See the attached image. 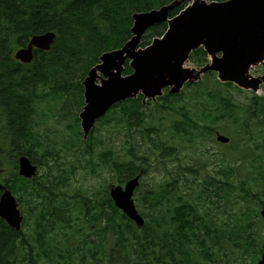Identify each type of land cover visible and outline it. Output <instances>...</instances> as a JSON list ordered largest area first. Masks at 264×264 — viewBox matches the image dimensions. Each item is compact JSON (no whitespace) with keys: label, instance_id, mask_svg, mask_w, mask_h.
Returning a JSON list of instances; mask_svg holds the SVG:
<instances>
[{"label":"trees","instance_id":"trees-1","mask_svg":"<svg viewBox=\"0 0 264 264\" xmlns=\"http://www.w3.org/2000/svg\"><path fill=\"white\" fill-rule=\"evenodd\" d=\"M172 1L174 0H0V165H4L9 158L13 166V172L4 179L5 184L17 197L19 205L35 219L32 239L35 245L38 241L40 245L43 244L44 230L57 226L62 228L59 232L60 238L66 239L56 250H52L54 237L47 248L43 246L41 252L40 250L37 252L32 246L27 251L19 239L22 233H15L0 220V264L17 262L26 264V261L28 264H38L37 259L40 256L49 264H86L85 249L80 250L77 246L81 240L77 241L75 235L66 233L71 226L72 211L68 207L72 202L64 201L55 205H52V202L66 195L68 182L79 168L85 171L94 169L93 147L97 139L93 136V130L88 140H82L77 118L74 123L65 118L69 122L67 126L69 130L53 131L60 133L57 137L58 142L39 134L36 127L40 124V119L47 116L39 105L48 98L61 103L66 102L70 99L68 94L75 91L79 92V103H82L80 82L98 63L103 53L120 49L130 38L132 15L157 9ZM183 6L171 11V16ZM164 29L165 25L148 29L142 38L141 46H147L150 40L160 36ZM45 32H54L57 35L49 52L35 51L34 60L28 65L14 60V52L25 47L32 35ZM47 88L49 92L45 91ZM141 100L139 96L135 100L115 105L99 122L101 127L99 132L107 134L108 139L117 138L124 132L129 140H134L132 129L142 126L146 119ZM160 108L183 116V120L172 124L178 140L184 139L192 143L198 138L196 136L201 137L204 132L209 133L210 129L189 116L184 107ZM59 115L60 113L55 117L62 120L64 117ZM150 130L156 129L151 127ZM164 138L166 139V135ZM147 139L152 148L160 152L161 157L173 158L175 152H180V149L176 150L174 144L173 148L166 143L167 140H161L159 137L152 140L150 135H147ZM81 148L83 150L80 159L77 158L74 163H70L68 154H76ZM140 152L136 151L131 143L127 153L135 159L134 162H119L112 157L110 150L102 152L96 160L100 163L98 167L106 168L108 173L118 174L117 183L124 184L140 171L148 172L150 164L147 163L146 156H138ZM18 156H26L37 165L47 167L49 169L47 175L42 180L21 179L15 172ZM86 156H89V159L82 164V158ZM183 171L188 176H194L199 172L193 165L184 167ZM262 173L264 172L259 169H250V183L237 180V186H240L242 193L241 200L245 202L244 209L234 207L230 221L218 223L209 218L208 210L201 209L204 201L214 195L210 188L216 181L212 180L203 188H188L185 194L183 192L185 185L182 186L178 179L179 176L182 178L185 175L174 170V173L169 175L168 182L159 185L156 190L147 192L146 196L141 195L137 201V204L147 206L151 211L150 221L143 228V231H147L144 234L145 244H148V248L158 247L162 251L163 259H171V262L177 254L178 259L174 261L180 259V263L175 264H199V259L211 261L213 264H247L246 258H252L255 253L254 222L258 214L246 206V203L250 199V205L257 203L258 209L264 208ZM218 175L225 178L223 183L218 184L229 191L220 200H224L226 204L231 203L228 202V196L234 185L229 179L238 175L232 168L222 169ZM253 187L258 188L254 193L251 190ZM260 191L262 194H259ZM102 195L105 196L101 199L102 202L106 203L108 211L112 213L107 217L108 231L120 229L134 231L130 221L114 208L107 189ZM92 201L88 205V201H83V207L86 205L88 207ZM98 204L101 205V201ZM37 205L42 206L39 214L36 213ZM229 208L231 210V206ZM116 218L120 219L121 225ZM94 222H97L96 216L92 218L91 223ZM49 234L53 237L54 233L49 231ZM120 234L123 235L122 232ZM52 255L56 257V261L51 260ZM109 260L114 261V258L111 256Z\"/></svg>","mask_w":264,"mask_h":264},{"label":"water","instance_id":"water-1","mask_svg":"<svg viewBox=\"0 0 264 264\" xmlns=\"http://www.w3.org/2000/svg\"><path fill=\"white\" fill-rule=\"evenodd\" d=\"M177 0L160 10L133 16L134 35L121 50L104 54L101 64L93 68L85 79L84 97L86 106L81 118V127L86 135L95 120L100 118L112 105L135 97L140 91L144 98L159 96L161 90L172 86L176 93L182 84L191 77V72L182 75L181 65L188 54L203 45L211 55L222 52L221 59L215 58L211 66L201 70L218 72L222 81H232L242 87L255 88L258 81H247L244 73L250 64L262 59L264 54V0H228L222 3L207 4L195 0L179 17L168 22L169 30L163 40H154L152 46L135 52L141 35L154 24L167 21L168 11L179 6ZM55 35L46 33L31 37L27 47L15 53V59L30 63L33 49L48 51ZM131 60L134 73L121 77L122 65ZM107 79L95 84L96 71ZM226 142L224 139H219ZM35 168L25 159H19V175L31 178ZM138 179L128 182L124 188H112L110 196L117 208L134 221L138 227L143 221L137 215L131 197L138 186ZM1 188V186H0ZM264 217V212H262ZM0 218L18 231L22 218L11 193L6 191L0 198ZM259 264H264V254Z\"/></svg>","mask_w":264,"mask_h":264},{"label":"rangeland","instance_id":"rangeland-1","mask_svg":"<svg viewBox=\"0 0 264 264\" xmlns=\"http://www.w3.org/2000/svg\"><path fill=\"white\" fill-rule=\"evenodd\" d=\"M194 0H188L186 1V5H191L193 3ZM128 64L124 65V70L123 72H126L128 69ZM185 67H187V69L190 70H194V76L193 79L191 81H189V83L198 85L200 83H202V85H200L199 88L196 89V92L202 93L204 96H206L207 100L210 101L213 105L217 106L219 105V99L218 97H211L209 96V92L213 91L214 89L217 91H222L225 94H228L229 97L231 98V100H233L234 102L240 104V105H244L246 102H248V100L246 98L250 97L251 95L254 96H263L264 95V63H261V65L259 66H252L249 71H248V77L249 78H254V79H258L259 80V86L257 90H241V91H236L237 89L235 87L229 86V85H221L218 84L215 80L210 79L209 77H206L204 79L205 76H201L198 73V67L194 66L191 63H185ZM263 71V72H262ZM98 80L97 83L99 84V80L100 78H103L102 75L98 74ZM183 90H187V92L191 91L190 89H186V87L183 88ZM182 90V91H183ZM168 91H164V94H168ZM221 93V92H220ZM222 96V93H221ZM148 102H150L149 106H146L147 109V117L146 120L144 122V124L139 127V128H134V130L132 131V135L134 136V143L136 144V150H141L142 154H145L146 157L150 160H154L157 159L159 161H164V165L165 167L169 170L171 169V167L176 166V162H173V159H167V157H161L160 152L156 151L152 148L149 140L147 139V135L145 133V131H143L144 129L153 126L156 128L157 132H160L162 139H165V135H166V139L165 140H169L170 141V137H169V133H170V127H171V123L173 120L174 115H170V113H158V111L156 110V106L158 105V100L154 99V100H149V101H144V105H146ZM47 103H45L46 105ZM149 110H153V112H148ZM207 111L209 112H214L213 108L209 107L207 109ZM215 114H218V111H215ZM238 120V119H236ZM96 126V125H95ZM94 126V127H95ZM212 127V126H210ZM64 129V124L61 122L60 119H54L51 116H47V117H43L40 124L36 127V131L39 134L42 135H47L50 136L53 134L52 130H56V131H60ZM230 130V129H229ZM96 131L95 132V136H98V139L100 141H102V143H97L94 146V156H93V160H96V154H100L102 152H104L105 150H113V153L115 155V158L119 161V162H129L132 161L133 159L129 158L127 155V151L128 148L130 147V144L132 143L130 140H128V138L124 135H118L117 138H112L111 140L108 139L107 134H105L104 132L98 134ZM171 132L172 133H176V131L174 130L173 127H171ZM217 132L221 135H225L223 132H221L220 130H217ZM230 138L233 141V145L234 142H236V144H238V136L237 134H233L232 130H230ZM151 137H155V134L152 133L150 135ZM227 136V135H225ZM85 138V137H83ZM175 142H177L176 139H174ZM199 141V140H198ZM198 141L196 142V144L193 143V145L190 146H186L183 143H179L176 145L177 148H183L182 154L180 159H182V163L183 165L185 164H194L195 161H197V159L199 158L202 150L203 152H205L206 157L208 158V160L206 161V165L208 167V171L212 172L213 168L217 167L218 168V161L217 158L219 154H221L222 151V145L212 142V141H204L203 146H200L198 143ZM148 151V152H147ZM199 154V155H198ZM246 154H250V155H254L255 151L254 150H250L247 149V151H241L240 149L238 151L235 152H231L230 153V158L232 160H238L240 162L243 163V156H245ZM77 158H80V155L77 154ZM85 159H88L87 157ZM70 160L72 161V158H70ZM70 161V162H71ZM82 164L84 163L83 160L81 162ZM157 169H152L150 170V172L147 174V176L143 179V184L142 187L140 188V190L138 191V193H136L135 195L137 196L139 193H144L147 192L148 189L152 190V189H157L159 185L165 183L168 179L167 176V172L164 169V166L161 163H157ZM6 171V170H5ZM7 173V171H6ZM44 173V171L41 172V175ZM215 175V174H214ZM110 182L117 183L118 181V174L115 173H108V172H103L102 174L97 173L95 175H92L86 171H84L82 168H79L74 177L72 178V185L75 186V188H81L83 189L86 193L88 189H95V190H102V188L104 186H107V184H109ZM250 186V184H249ZM260 188V187H259ZM252 191H256L258 190V188H254L251 189ZM240 191H236V193H234V195H239ZM231 202H233V200H231ZM224 216H217L218 219L223 218ZM264 225H259L258 227V238L263 244L264 243ZM26 231V230H25ZM203 264H210V263H203Z\"/></svg>","mask_w":264,"mask_h":264},{"label":"bare ground","instance_id":"bare-ground-1","mask_svg":"<svg viewBox=\"0 0 264 264\" xmlns=\"http://www.w3.org/2000/svg\"><path fill=\"white\" fill-rule=\"evenodd\" d=\"M185 68V67H184ZM186 69V68H185Z\"/></svg>","mask_w":264,"mask_h":264}]
</instances>
